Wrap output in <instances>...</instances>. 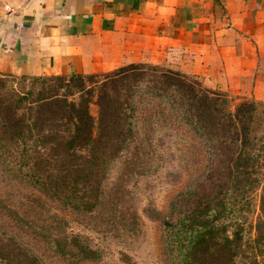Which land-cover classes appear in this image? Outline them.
Instances as JSON below:
<instances>
[{"label":"trees","instance_id":"obj_1","mask_svg":"<svg viewBox=\"0 0 264 264\" xmlns=\"http://www.w3.org/2000/svg\"><path fill=\"white\" fill-rule=\"evenodd\" d=\"M137 93L168 99L209 153L202 176L169 203L166 263L264 264V104H231L178 71L137 61L90 74H0L2 167L64 207L93 210L113 159L133 136ZM256 192L259 214L245 224ZM47 243L71 264L99 258L81 234ZM0 264L43 263L1 233Z\"/></svg>","mask_w":264,"mask_h":264},{"label":"crops","instance_id":"obj_2","mask_svg":"<svg viewBox=\"0 0 264 264\" xmlns=\"http://www.w3.org/2000/svg\"><path fill=\"white\" fill-rule=\"evenodd\" d=\"M151 62L264 104V0H0V74Z\"/></svg>","mask_w":264,"mask_h":264},{"label":"rangeland","instance_id":"obj_3","mask_svg":"<svg viewBox=\"0 0 264 264\" xmlns=\"http://www.w3.org/2000/svg\"><path fill=\"white\" fill-rule=\"evenodd\" d=\"M133 112V136L113 159L99 203L89 212L62 206L0 163V234L43 264H71L47 242L73 233L86 236L99 251L98 260L79 264H167L162 221L174 197L204 173L208 148L166 98L137 93ZM251 199L253 210L245 224L259 214L257 192Z\"/></svg>","mask_w":264,"mask_h":264}]
</instances>
